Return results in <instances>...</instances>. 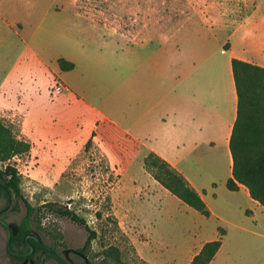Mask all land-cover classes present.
<instances>
[{"label":"crops","instance_id":"crops-1","mask_svg":"<svg viewBox=\"0 0 264 264\" xmlns=\"http://www.w3.org/2000/svg\"><path fill=\"white\" fill-rule=\"evenodd\" d=\"M14 1L24 8H16L13 14L7 12L10 19L1 11L6 2L0 0L1 22L21 39L25 49L26 60L19 59L14 70L25 68L29 58L40 62V48L63 39L68 54L55 55L48 67L42 62L43 69L49 74L52 71L69 96L78 100L86 112L83 122L91 120L96 125L95 138L107 143L102 149L107 150L110 165L121 168L126 159L142 160L139 180L122 197L135 203L129 217L134 233L129 238L137 256L147 264H191L203 245L217 240L222 230L220 247L209 264H264V207L243 185L234 192L226 188L232 175L229 140L237 112L232 59L264 68V31L253 36L251 46L230 23H211L217 17L212 13L200 19L180 20L181 24L169 30L161 23L168 21L167 15L140 9L133 21L135 25L144 24L133 28L132 21L131 28L122 32L119 25L108 29L100 25L94 14L74 13L72 0H61L59 5L58 0H48L49 8L43 15L39 8L42 0ZM47 16L49 35L47 32L42 43L41 32L46 31L42 27L47 28L42 21ZM60 16L64 17V26L57 22ZM243 44L256 49V58L250 60L243 55ZM60 58L73 63L74 68L59 71ZM104 61L112 71L108 73L110 80H103L107 91L101 93L94 90L91 78L99 80V75L105 74L99 71ZM11 79L1 83L0 92H12L8 90ZM46 80L45 90L48 76ZM109 85L112 89L108 93ZM149 152L187 180L207 206L208 217L182 203L146 172L143 159ZM176 202L178 208L190 209V216L200 224L193 230L186 229L184 249H159L154 244L153 223L176 219ZM147 208V213L142 212ZM153 247L161 254H152L156 253Z\"/></svg>","mask_w":264,"mask_h":264},{"label":"rangeland","instance_id":"rangeland-1","mask_svg":"<svg viewBox=\"0 0 264 264\" xmlns=\"http://www.w3.org/2000/svg\"><path fill=\"white\" fill-rule=\"evenodd\" d=\"M3 1L6 3L0 9L6 15L7 12L13 14L16 8H24L14 0ZM59 1L61 0H58L57 5ZM149 1L72 0V11L94 14L99 18L100 25L107 29L119 25L122 32L131 28L135 14L142 12L140 9L148 12L152 10L158 16L167 15L168 21L161 23L168 25L169 30L181 24L180 20L189 21L194 17L200 19L203 15L212 13L218 17L214 20H218H212L211 23H230L233 31L243 35L251 46L253 36L264 31L263 0ZM48 5V0L41 1L39 8L42 15L49 8ZM49 18L47 16L42 21L47 27H42L46 30L41 32L42 43L49 31ZM57 22L64 26V17H57ZM143 24L137 22L135 25L133 21V28L139 29ZM63 42V39H57L51 45L45 43L40 48V62L29 58L25 68L14 70L19 59L26 60L25 49L21 39L0 20V89L3 90L1 83L6 78H12L11 85H8V90L11 89L12 92H0V120L18 140L29 144L27 152L0 163V171L10 167L16 171L19 179L18 192L14 193L12 203L5 212L6 222L19 224L30 208L33 229L61 257L65 249L72 248L83 251L92 264H114L111 257H104V253L114 247L120 264H147L137 256L129 238V234L134 233L129 217L133 216L135 203L122 198L133 187V182L139 180L142 160L126 159L121 168L110 165L107 150L102 149V145L107 146V143L99 137L95 138L96 125L91 120L83 122L86 112L83 113L78 100L69 96L68 90L59 84L52 71L49 74L43 69L42 62H46L48 67L51 62L53 64L55 55L68 54ZM244 44L241 48L243 55L250 60L256 58V49L247 48ZM104 62V71L98 69L105 73L99 75L100 81L91 78L94 90L101 93L107 91L104 81L110 80L111 75L108 73L112 71V66ZM45 72L49 77L46 90L43 89L47 84ZM28 85L32 86L27 87ZM34 85L38 88H34ZM23 88L25 90L21 91ZM110 89L112 85L108 86V93ZM92 102L97 105V102ZM101 106L99 105L103 110ZM88 141L91 143L88 144ZM210 198L207 197L209 202ZM177 203L173 204L178 215L176 219L166 223L159 220L153 223L154 244L159 249H184L188 238L185 236L186 229L193 230L200 224L190 216V209L185 206L178 208ZM214 205L211 203V206ZM5 206V203L0 204V208ZM64 210L72 213L83 224L61 216L58 211ZM142 212L147 213L148 208ZM149 218L156 220L155 216ZM186 223L190 225L184 226ZM5 240L6 232L0 227V264H17L16 259L5 251ZM156 247H153L156 253L152 254L160 255ZM157 255L155 256L159 258ZM36 258L39 264H58L43 253H38ZM76 262L83 261L76 259Z\"/></svg>","mask_w":264,"mask_h":264},{"label":"trees","instance_id":"trees-1","mask_svg":"<svg viewBox=\"0 0 264 264\" xmlns=\"http://www.w3.org/2000/svg\"><path fill=\"white\" fill-rule=\"evenodd\" d=\"M61 72H68L74 64L63 58L57 60ZM232 73L237 94L236 120L233 125L229 150L232 159L231 178L226 182L229 191H237L243 185L249 191L250 197L264 207V68L238 59H232ZM91 141H88L90 144ZM29 150V144L18 140L11 129L0 120V163L23 154ZM146 172L173 196L191 209L208 217L210 212L201 196L190 186L187 180L170 164L149 152L143 159ZM4 184L18 192L19 179L16 171L7 167L0 171ZM32 209L28 208L27 216L21 222V232L11 239L16 246L21 243V236L33 223ZM61 216L70 217L78 224H83L69 211H58ZM217 240L207 242L201 251L193 258L191 264H209L221 244L224 231L219 230ZM17 241V242H16ZM20 252V251H19ZM105 258L111 257V262L120 264L117 249L112 247L104 253Z\"/></svg>","mask_w":264,"mask_h":264},{"label":"flooded vegetation","instance_id":"flooded-vegetation-1","mask_svg":"<svg viewBox=\"0 0 264 264\" xmlns=\"http://www.w3.org/2000/svg\"><path fill=\"white\" fill-rule=\"evenodd\" d=\"M14 190L12 188H8L4 182L2 181V179L0 178V204L5 203L6 206L0 208V219L2 221H4L6 224H11V239L13 237H16L19 235V233L21 232V222L19 224H14L11 222H6V216H5V212L7 211L8 205H10L12 203V199H13V195H14ZM0 227L6 232V240L8 237V233L6 231V229L0 225ZM13 227H17V230L15 232V234H13ZM25 236L27 237V241L30 245L33 246V252L32 254L28 257V258H23V257H14V256H10L7 251H6V247H5V251L6 253L12 257L13 259H16L17 264H31V262H33V264H39L38 259L36 258V255L38 253H43L46 257H49L52 259L53 262L58 263V264H92L89 262L87 255L79 250V249H65L63 251V256L61 257L52 246H48L45 243V239L39 234V232L35 229H33L32 225L30 224V227L27 229V231L21 236V243L18 244V246H16V243L14 242L12 244V249L14 250V254H27L28 252H30V247L23 242V238ZM11 239H10V246H11ZM6 240H5V245H6ZM39 241L46 247L50 248L52 252H54L58 258L56 257V255H54L52 252L47 251L45 249H43L40 244ZM17 242V241H16ZM11 250V249H10ZM20 251V252H19ZM76 259H81L83 262L79 263L76 262ZM62 262H61V261Z\"/></svg>","mask_w":264,"mask_h":264},{"label":"water","instance_id":"water-1","mask_svg":"<svg viewBox=\"0 0 264 264\" xmlns=\"http://www.w3.org/2000/svg\"><path fill=\"white\" fill-rule=\"evenodd\" d=\"M0 225L3 226V227L6 229L7 233H8V237H7L6 245H5L7 253H8L10 256H14V257L28 258V257L32 254V252H33V246L30 245V244L28 243V241H27V237H28V236H25V237L23 238V242L26 243V244L30 247V252H28L27 254H23V255H20V254H14V253H12L11 250H10V239H11V234H12V233H11V227H12V225H11V224H9V225L6 224V223H5L4 221H2L1 219H0ZM16 230H17V227H13V234H15ZM39 244H40V246H41L43 249L52 252L50 248L44 246L40 241H39ZM52 253H53L54 255H56L54 252H52ZM56 257L58 258L57 255H56ZM60 261H61V260H60ZM61 262H62V261H61ZM31 264H33V262H31Z\"/></svg>","mask_w":264,"mask_h":264}]
</instances>
